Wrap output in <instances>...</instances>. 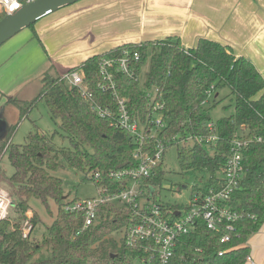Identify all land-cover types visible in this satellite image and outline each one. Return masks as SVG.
I'll return each instance as SVG.
<instances>
[{
	"label": "trees",
	"instance_id": "16d2710c",
	"mask_svg": "<svg viewBox=\"0 0 264 264\" xmlns=\"http://www.w3.org/2000/svg\"><path fill=\"white\" fill-rule=\"evenodd\" d=\"M5 16V11L0 12V20ZM34 26L30 27L33 37L39 40ZM124 51L137 52L140 59L132 65V76L116 74L120 96L127 101L132 117L144 124L151 111L145 92L158 89L156 100L163 106L160 113L168 123L163 135L168 138L208 137L211 134L208 124L213 122L210 111L217 104L215 100L211 102V89L218 94L219 90L228 88L235 96L234 114L214 122L219 135L216 146L211 149L202 144L180 146L178 159L183 171L209 175L202 187L193 188V196L221 179L225 153L234 140L249 141L244 150V178L229 207L234 212L253 215L255 219L241 220L232 241L227 244L221 243V234L199 221L190 234L178 241L170 264H246L250 256L248 240L264 224V77L248 58L238 57L231 46L205 38L199 39L192 49H185L178 38L124 43L105 54L88 58L70 71L82 75L83 87L94 95L96 103L103 108L112 107L114 112L116 106L111 94L101 88L100 66L104 59L121 57ZM10 102L19 109V121L27 119L37 104L44 102L52 119L60 123V131L51 135L38 128L28 134L25 144L14 145L11 139L16 128L9 130L0 140V158L7 148L5 152L8 150L15 173L5 177L0 170V181L8 187L23 219L30 210V201L35 198L50 213L54 204L57 212L41 242L22 240L19 226L12 231L9 220L2 222L0 262L28 264L43 248H49L48 264H142V259L148 258L144 244L128 246L120 236L125 228L137 223L136 208L104 204L98 220L84 228L83 213L65 211L78 198L69 200L63 180L54 175L64 167V160L91 181H95L94 176L98 174L96 186L105 188V196L112 197L124 189L129 178L111 177V173L138 167L135 153L139 144L112 125L109 118H102L94 111L80 88L68 85L52 62L42 76L38 96L27 101L10 99ZM57 135L67 141L68 146H57ZM145 144L147 150L154 151V141L148 140ZM166 175L163 160L152 177L146 179L143 189L149 191L151 185L161 187ZM160 204L165 212L173 215L184 208L183 205ZM38 220L36 214L33 223L36 225Z\"/></svg>",
	"mask_w": 264,
	"mask_h": 264
},
{
	"label": "crops",
	"instance_id": "0c3cea01",
	"mask_svg": "<svg viewBox=\"0 0 264 264\" xmlns=\"http://www.w3.org/2000/svg\"><path fill=\"white\" fill-rule=\"evenodd\" d=\"M34 27L40 41L28 28L0 47V114L14 105L10 99L30 100L26 87L41 81L50 62L65 76L124 43L178 38L192 49L205 38L231 46L264 77V0H81ZM36 43L49 51L47 60ZM247 246L246 264H264V224Z\"/></svg>",
	"mask_w": 264,
	"mask_h": 264
},
{
	"label": "built area",
	"instance_id": "2783aa9c",
	"mask_svg": "<svg viewBox=\"0 0 264 264\" xmlns=\"http://www.w3.org/2000/svg\"><path fill=\"white\" fill-rule=\"evenodd\" d=\"M37 0H0V7L6 14L14 13L23 5ZM140 55L135 52L124 51L118 58L104 59L100 66L102 83L101 88L109 92L115 102L116 112L113 108H103L94 100V95L84 89L83 77L78 71L68 72L63 76L71 87L80 88L82 96L90 103L92 109L102 118H109L112 125L125 131L139 147L135 153L138 167L132 171L111 173V177L129 178L127 185L117 195L106 197L105 188H98V198L80 200L68 205L66 212L84 214V228L92 226L99 218L100 208L107 203L130 205L136 208L137 223L129 225L120 234L128 246L143 243L144 252L148 258L142 259V264H170L178 241L185 235L190 234L199 221L206 227L221 234V243L227 244L232 241L237 232V224L245 219H255V216L245 213H237L231 210L229 202L234 193L241 187L244 178V150L250 144L245 139L233 141L229 152L225 153L226 164L218 183L197 191L191 196L190 204L175 215L165 212L155 200L158 188L149 187V191L143 189L146 179L152 177L154 171L164 160L166 151L173 146H187L202 144L205 148L215 147L218 140V128L214 122L208 124L211 134L208 137L178 138L177 136L166 137L163 135L168 127L163 115L160 113L163 106L157 102L158 89L146 91L145 95L150 101L151 111L147 122L142 124L132 117L127 101L118 92L116 74L132 76V65L139 61ZM214 94L213 90L209 97ZM154 141V151L147 150L145 142ZM261 141V138L258 139ZM178 143V144H177ZM95 184L99 181V175L94 176ZM17 208V203L8 190L0 187V227L1 223L9 220L11 210ZM22 240H31L35 229L33 217L27 216L17 228ZM12 231H16L12 227ZM251 256L247 262H251ZM0 264H3L0 262Z\"/></svg>",
	"mask_w": 264,
	"mask_h": 264
},
{
	"label": "rangeland",
	"instance_id": "374dc122",
	"mask_svg": "<svg viewBox=\"0 0 264 264\" xmlns=\"http://www.w3.org/2000/svg\"><path fill=\"white\" fill-rule=\"evenodd\" d=\"M4 11L0 7V12ZM30 30H32L30 28ZM29 30V31H30ZM18 35V34H17ZM16 35V36H17ZM11 40V39H10ZM9 40V41H10ZM8 42V41H7ZM6 42V43H7ZM5 43V44H6ZM4 45V44H3ZM2 45V46H3ZM36 54L44 59L42 54H45L47 48L44 45L38 43L35 44ZM49 51L46 52V60L49 56ZM41 92V81L31 83L26 87V93L28 99H33ZM216 101L217 104L211 109V117L213 122L217 123L221 118L228 117L235 112V96L231 95L230 89L224 88L219 90L218 94L214 93L211 97V102ZM20 112L14 105L8 106L0 114V140L5 138L13 127H15L14 134L11 139V143L14 145H23L26 142V137L30 132H34L38 128L48 134H56L60 131V123L55 122L49 114L44 102H39L33 111L29 114L27 119L19 121ZM55 143L57 146H68V142L63 140L61 136H56ZM7 148H5L6 150ZM3 153L0 158V170L5 177H11L15 173L14 167L9 161L8 150ZM178 147L173 146L166 151L164 158L165 170L167 172L166 178L162 183V186L158 188V193L155 197L157 202L169 204V205H183L184 207L190 204L192 190L196 186L202 187L205 181L209 178L207 173L203 172H186L183 171L178 159ZM62 167L59 171L55 172V176L63 180L65 194L69 200L78 198L80 200L98 198L100 191L96 184L87 176L74 168H71L63 160ZM90 176V174H89ZM221 176V175H220ZM0 187L9 191L8 187L0 181ZM10 193V191H9ZM16 208L11 210L10 214V230L12 227L20 226L23 222V215L20 210ZM50 213L46 206L41 204L38 199H32L30 201V210L26 215L33 217L37 214L39 217L38 222L35 225L34 232L31 237V241L41 242L44 235H46L48 227L53 223L57 207L52 204ZM118 236V235H117ZM115 236L117 239L119 237ZM51 258L49 248H43L37 255L33 256L28 264H48ZM136 264H141L137 262Z\"/></svg>",
	"mask_w": 264,
	"mask_h": 264
},
{
	"label": "water",
	"instance_id": "95a60500",
	"mask_svg": "<svg viewBox=\"0 0 264 264\" xmlns=\"http://www.w3.org/2000/svg\"><path fill=\"white\" fill-rule=\"evenodd\" d=\"M81 0H37L25 4L14 13L0 20V47L24 29L35 25L49 14L73 5Z\"/></svg>",
	"mask_w": 264,
	"mask_h": 264
}]
</instances>
